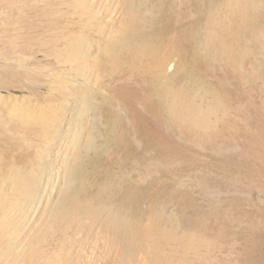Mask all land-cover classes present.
<instances>
[{
  "label": "rangeland",
  "instance_id": "rangeland-1",
  "mask_svg": "<svg viewBox=\"0 0 264 264\" xmlns=\"http://www.w3.org/2000/svg\"><path fill=\"white\" fill-rule=\"evenodd\" d=\"M243 2L0 0V264H148L116 214L199 239L148 237L163 264H264V0ZM76 149L98 215L54 221Z\"/></svg>",
  "mask_w": 264,
  "mask_h": 264
},
{
  "label": "bare ground",
  "instance_id": "bare-ground-1",
  "mask_svg": "<svg viewBox=\"0 0 264 264\" xmlns=\"http://www.w3.org/2000/svg\"><path fill=\"white\" fill-rule=\"evenodd\" d=\"M243 1L244 0H242V2ZM246 2H243L242 5L244 3L246 4ZM245 4H244V7H245ZM128 15H129V11H128ZM125 18L128 21L127 17ZM123 25L125 26V24ZM183 111H184V114L188 115L191 118L193 117V119L197 123H203L205 120L203 113L197 112L194 106L192 105H188V106L186 105ZM80 146L81 144H79L77 148H79ZM78 150L79 149H76V152L74 153L72 160H70L68 163L66 162L65 180H64L62 187H60L58 204L52 214L54 221H58L61 218L65 217L66 213L68 212H71L73 217H80L79 215L83 214V215L91 216L95 218L98 215V212L95 211L92 207L81 204V201L79 200V198L77 199L78 195L76 196V190H77V175H76L77 165L76 163L78 160ZM34 186H35L34 179H31L29 177H22L18 179L16 182V193L22 197L28 198L32 195ZM106 223H107L106 226L109 227L110 230L112 231L113 243L115 245L116 250L122 251L128 254L133 247H150L151 249H150V253L148 257V260H149L148 264H163L162 262H160V260L155 255L157 253L153 252L154 251L153 247H156L155 244L146 242V239L148 237L159 235L162 238H164V240L165 239L175 240L177 243L180 244V246L181 245L182 246H188V245L193 246V244H195L199 240V239L198 240L196 239L197 237L186 235V234H183V235L181 234V236H178L175 234V231L172 228H168V227L162 228L159 225L158 220H154L148 226L141 227L135 224V222H132L128 217L116 214L113 216L108 215V217L106 218ZM158 247L160 246L158 245Z\"/></svg>",
  "mask_w": 264,
  "mask_h": 264
}]
</instances>
